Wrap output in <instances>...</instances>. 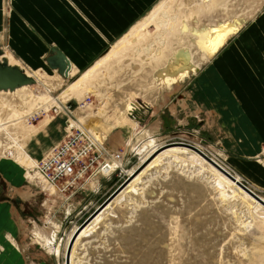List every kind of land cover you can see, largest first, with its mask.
Wrapping results in <instances>:
<instances>
[{
  "label": "rangeland",
  "instance_id": "obj_1",
  "mask_svg": "<svg viewBox=\"0 0 264 264\" xmlns=\"http://www.w3.org/2000/svg\"><path fill=\"white\" fill-rule=\"evenodd\" d=\"M157 6L160 10L156 16L143 25ZM163 12L172 17L166 30L153 26L163 18ZM230 20L242 21L243 27L211 59H203L186 42L192 35L190 29ZM256 23H264V0H156L128 30L129 37L121 39L123 35L86 69L91 72L90 78L71 99L63 98L61 93L82 73L65 80L43 78L40 83L30 84L31 92L41 91L49 98L37 100L25 113L21 103L14 107L0 104V123L7 125L5 131L0 129V208H5L7 214L5 220L0 215V264H7L5 257L10 264H64L67 245V250L73 245V264H264V209L230 187L217 184V176L200 162L189 166L193 158L189 151L179 150L180 156L157 159L169 148H161L168 143L199 145L206 155L242 180L243 157L236 154L235 143H226L222 126L218 127L209 111L206 114L197 110L189 92L200 85V75L206 76L201 79V86L209 87L212 82L207 73L211 68H219L226 82L231 76V85L233 81L243 85L244 78L236 72L239 64L225 56L233 49V41L256 37L258 30L253 35L249 33ZM141 24L143 29L136 31ZM159 33L163 35L158 44L152 42ZM182 45L190 46L193 60L200 63V72L173 88L157 87L151 75L156 57L165 59ZM228 70L234 74L229 75ZM133 98L142 107L129 114L125 106ZM15 101L20 100L16 97ZM204 105L209 107L208 103ZM40 106L43 111L39 115L36 108ZM218 108L227 111L225 102ZM14 109L22 113L17 116ZM96 122L114 129L106 146L113 155L122 156L117 170L91 184L103 185L102 188L65 196L46 190L41 179L26 177L28 163L33 166L27 169L32 177L35 164L76 126L85 127L94 135L91 124ZM156 144L157 152L147 148ZM181 154H186L184 159ZM151 161L154 163L147 168ZM145 168L136 184L137 191L129 190V184ZM125 183L123 190L127 191L120 204L109 208L114 214L107 213L99 222L96 216L90 232L74 240L76 229ZM257 194L264 197V193ZM48 195L52 224L47 220L49 214L45 216ZM54 230L59 254L50 252L45 245V238Z\"/></svg>",
  "mask_w": 264,
  "mask_h": 264
},
{
  "label": "crops",
  "instance_id": "obj_2",
  "mask_svg": "<svg viewBox=\"0 0 264 264\" xmlns=\"http://www.w3.org/2000/svg\"><path fill=\"white\" fill-rule=\"evenodd\" d=\"M8 1L7 7L6 0H0V49L3 55L9 53L14 57L17 65L13 66H18L29 76L38 78L36 81L39 83L43 78L66 79L61 77L57 70L48 66L47 57L51 54V49L57 48L67 57L71 64L70 72H74L75 76L89 69L105 55L109 47L156 2V0ZM255 32L254 38L244 36L233 41V49L225 56L229 61L239 64L236 72L244 78L243 85L234 81L231 85L229 75L234 72L227 71L229 77L226 82L219 68H211L207 73L212 82L209 87L201 86L204 82L201 79L206 76L200 75V85L193 86L189 95L197 105V110L206 114L209 111L218 127L222 126L220 130L226 143H235L234 148L238 152L236 154L243 157L240 160L244 178L242 180L255 192L264 193V23H256L249 33L253 35ZM227 49L229 50V47ZM4 60L9 62L8 58ZM216 66L217 64H214V67ZM207 99L217 108H213ZM224 102L227 111L225 108H218ZM205 103H208L209 107H206ZM47 200H51L49 195L46 199L45 216L48 213L50 218L51 210L48 208ZM9 237L11 240L14 239L10 235ZM12 242L17 246L15 239Z\"/></svg>",
  "mask_w": 264,
  "mask_h": 264
},
{
  "label": "bare ground",
  "instance_id": "obj_3",
  "mask_svg": "<svg viewBox=\"0 0 264 264\" xmlns=\"http://www.w3.org/2000/svg\"><path fill=\"white\" fill-rule=\"evenodd\" d=\"M159 10H160V6H157L156 9L153 11V13L145 20V23L143 25H147L148 24L147 22L150 19H152L153 17H155ZM162 17L163 18H159L158 21H156L155 22V25H153V26L155 28H157V29H160V28L164 27V29L166 30V27H168L167 24H169L172 21V17L169 16V14H167L166 12H163ZM141 26H142V24L139 26L138 29H136V31L142 30L143 28H141ZM242 27H243V22L242 21H240V22H234V21H231V20L230 21H222V22H219L218 24L212 25V26H204L203 25L200 28H192V29H190V33L192 35L189 37L188 40H186V42L189 43L190 46H194L195 49L197 51H199L200 54H202L203 59H205V60L211 59L212 57H214L220 51L221 48H223L227 44V42L229 41V39L231 37H233L234 35H236L237 33H239V31L241 30ZM129 32L130 31H127L121 39H123L125 37H129L130 36V33ZM146 32H149V29ZM160 32H161V30H160ZM163 33H165V32H163ZM157 35H158V37L156 39L153 38L152 42L157 43L158 40H160V37L163 34L159 33ZM152 42L149 43L148 47L152 44ZM188 45L177 46L176 49H174L168 55H166L167 57L165 59L164 58L161 59L160 57H156L155 64L153 66L152 74L151 75H152V79H153V81H155V84L157 85V87H160V88H165V87L166 88H173L175 85H178V84H181V83H183L185 81H188L187 79H191L193 76H196L200 72V69H201L200 68L201 67L200 66V63H198V62H196V61L193 60L192 54H191V50H190V46H188ZM161 53L163 54V52H161ZM5 58H8L9 59V62L8 61L7 62L10 65H12V66L14 64L17 65L16 60L14 59V57L11 54L6 53V54L0 56V59L1 60L2 59H5ZM73 73L74 72H70V75L69 76H71V77L74 76ZM80 73H82V72H80ZM90 75H91V72L90 71H88V70L84 71L78 79H76L75 81L70 82L66 86V88L61 93V96H63V98H65L67 100L71 99L72 96H73V94L76 93V90L79 87L84 86L85 83H87V81L90 78ZM35 79L38 80V78H35ZM61 80H63V79H61ZM32 87L33 86H31L29 84H26V85L17 87L15 90H11V89H8V90H0V97H1V100H2V101H0V104L3 107L6 106V105L8 107H14L15 104L21 103V104L24 105L21 108L22 109V112L25 113V112L28 111L26 109H31L32 107H34L33 104L37 100H44V99H48L49 98V96H47L46 93H44V92H41V91L40 92L38 91L39 93L31 92L32 91V89H31ZM35 92H37V91H35ZM27 93H30L29 94V98H26V94ZM16 97L19 98V100H20L19 102H16V101L14 102V99H16ZM3 99H8V100H10V102L9 101L8 102L7 101H3ZM50 99H53V98L50 97ZM55 102L58 103V99H55ZM136 103H137L136 98H133L130 102H128L126 104L125 108L129 112V114H130L131 111H134L138 107H142V104H140V103L139 104H136ZM142 103L144 105H149L146 101H143V100H142ZM41 108H42L41 106L38 107V108H36V111H37L36 114H39L40 115V112L43 111V109H41ZM44 108H46V107H44ZM22 112H19V110L17 111V110L14 109V114L17 115V116L20 115V113H22ZM6 126L7 125H5L4 123L3 124L0 123V129H2L4 131L6 130ZM91 131L94 133L95 139L98 142H100V143L102 142L105 145H107V143H109L108 141H109V139L112 138L113 133H114V129L110 125L105 124V123H100V122H96V123L91 124ZM26 138H27V136H26ZM148 140H150V139H148ZM151 143L154 144L155 142H150V144ZM176 145H180V146H176ZM197 146L199 148H202L199 145H197ZM143 147H146V145H144ZM164 147H169V148L168 149H165L160 155H158L159 157H157V159L162 158V157H165V156H168V155H178V156H180L179 150L189 151V153H191V155L193 157V158H190L191 161H189V163H188L189 166H191L190 163L192 165H194L193 163L200 162L202 165L206 166L207 169L211 170V172L214 173L213 175H216L217 176V180H216L217 184H220V186L223 184L227 188L230 187L229 189L235 190L239 194H242L245 197H247L248 199H252L251 201H253V203L255 204L256 207H261L262 209H264V197L263 196L260 195V198H261V200L263 202H261L259 200H256L254 197H252L251 195H249V193H247L246 191H244L237 183H235V181L233 179L229 178L227 175H225L224 173H222L220 171L219 167H217L215 164L214 165L213 164H210L208 161H206L195 150L187 147L183 143H168L166 145H163L161 148H164ZM147 148H151L150 151L152 152V151L158 150L159 146L156 144L154 146L152 145V147H149V145H148ZM107 151H108V156H106L107 157L106 161L111 165V169H110L109 173H107V175H108V174H111L112 172H114L115 170L118 169L119 160L116 158L115 155H113V153L108 148H107ZM150 155H148V156H150ZM184 155L186 156V154H184ZM184 155L181 154V157L183 159L185 157ZM148 156H147L146 159L145 158L144 159L147 160L149 158ZM188 156H189V154H188ZM17 158L19 160H21L20 157H17ZM173 158H175V156ZM183 161H187V160H183ZM187 162H186V164H187ZM153 163L154 162H152L151 164L149 163L150 165L149 166L147 165L148 166L147 168H150V166H152ZM35 166H37V165L35 164ZM25 167H26L25 168V170H26V177L31 178V179H33V178L38 179L37 176H36V172H34L32 174V177H31L29 171L27 170V169H31L33 167L32 165H30L28 163ZM147 168H145L135 179H133V181L127 187L129 190L131 189V191L132 190L133 191H137L136 184L140 180L141 174ZM232 175L237 180L242 181V180L239 179V176H236L234 174H232ZM94 180H95V178L92 179L90 181V183L92 184V182ZM40 182H42V181H40ZM43 187H44V185H43ZM45 188H46V190H49V191H51V189H52L53 192H51V193H54V192L62 193V192H60L59 189H56L55 186L50 185V184H48V185L46 184V187ZM127 188H125V190H123L122 193H120L119 195L117 194L103 209L100 208L101 212L96 215V216H98V217H96V221L98 219H100V217H103L107 213H110L109 208H112L114 205L118 204L121 201V199L123 198L122 195L127 191ZM214 188L218 189L217 186H215ZM62 194H64L65 196H67L65 193H62ZM130 194H132V193H130ZM257 195H259V194H257ZM1 214H3V216H6L7 215L6 214V211H5V208H0V215ZM113 214H114V211H113ZM113 214H111V215H113ZM94 219H92L86 226H84V227H82V228L79 229V232H80L79 235H78V238L79 239L82 238V237H85V235H87L88 232H90V226H92L94 224ZM47 220L49 221L48 222L49 224H52L53 223V221L50 218L47 219ZM97 222H99V220ZM2 226H3V224L1 223V220H0V227H2ZM1 229H3V228H1ZM91 229H93V228H91ZM77 230H78V228L76 229V231ZM56 233L57 232H55V230H54V232L49 237L45 238L46 239V244L45 245L48 246V250L50 252H53V253L55 252V253L59 254V247L57 245L58 244V238H57V234ZM37 234L38 233L36 232V235ZM72 235L70 236V239L72 238ZM70 239L68 241V244L70 242ZM67 247H68V245H67ZM67 247H66L64 256L66 255V258H67V255H68V258H70V263L73 264L72 263L73 262L72 261L73 258L71 259V257H72V251L71 250L73 248V245L71 246V248H68V250H67ZM66 251H68V252L66 253ZM7 252H8V250H7ZM5 261H6L7 264H10V262L7 260L6 257H5ZM195 263L192 262L191 264H195ZM64 264H66V262Z\"/></svg>",
  "mask_w": 264,
  "mask_h": 264
},
{
  "label": "built area",
  "instance_id": "obj_4",
  "mask_svg": "<svg viewBox=\"0 0 264 264\" xmlns=\"http://www.w3.org/2000/svg\"><path fill=\"white\" fill-rule=\"evenodd\" d=\"M6 6H9L8 0ZM67 109L71 112L68 106ZM106 156V145L98 142L85 127L76 126L38 161L36 176L72 196L82 191L96 192L100 185L91 186L90 181L108 176L111 165ZM116 158L121 160V154L117 153Z\"/></svg>",
  "mask_w": 264,
  "mask_h": 264
},
{
  "label": "water",
  "instance_id": "obj_5",
  "mask_svg": "<svg viewBox=\"0 0 264 264\" xmlns=\"http://www.w3.org/2000/svg\"><path fill=\"white\" fill-rule=\"evenodd\" d=\"M2 54V50L0 49V55ZM47 63L48 66L51 69H55L58 71V73L62 77H69L70 75V69L71 64L68 61L67 57L57 48L51 49V54L47 57ZM36 82V79L32 76H29L26 74L23 70H21L18 66H12L10 65L6 60L0 61V90H15L17 87L26 85V84H33ZM187 147L195 150L197 153H199L206 161H208L210 164H215L217 167H219L220 171L227 175L229 178L233 179L235 183H237L244 191L249 193L252 197H254L256 200H259L263 202L259 195H257L254 191H252L250 188H248L246 185H244L241 181L237 180L229 171L224 169L222 166L219 165L215 160H213L211 157L206 155L204 151H202L200 148L196 147L195 145H191L188 143H184ZM133 176V175H132ZM131 176V177H132ZM128 183V182H127ZM126 183L122 186H120L117 190H115L105 201L102 205H100L99 208L95 210V212L86 219V221L79 227L82 228L86 226L92 219L96 217L98 213L101 212L100 208L103 209L117 194H119ZM100 210V211H99ZM79 229L76 231V234L74 235V240L79 235ZM72 245L69 246L71 248ZM66 264H70V258H66Z\"/></svg>",
  "mask_w": 264,
  "mask_h": 264
}]
</instances>
